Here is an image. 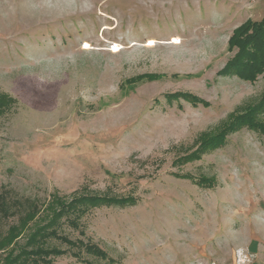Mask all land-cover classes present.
Returning <instances> with one entry per match:
<instances>
[{
  "label": "rangeland",
  "instance_id": "obj_1",
  "mask_svg": "<svg viewBox=\"0 0 264 264\" xmlns=\"http://www.w3.org/2000/svg\"><path fill=\"white\" fill-rule=\"evenodd\" d=\"M263 22L264 0H0V264H264V71L231 65Z\"/></svg>",
  "mask_w": 264,
  "mask_h": 264
},
{
  "label": "trees",
  "instance_id": "obj_2",
  "mask_svg": "<svg viewBox=\"0 0 264 264\" xmlns=\"http://www.w3.org/2000/svg\"><path fill=\"white\" fill-rule=\"evenodd\" d=\"M235 45L238 48V52L232 61L233 64L231 63V65H236V61L240 62V66L235 67L237 75L246 80H254L259 73L264 71V22L260 24V26L252 28V33L245 35V37L242 39L240 37ZM63 212L64 209H60L56 213H53L51 217L49 216L50 219L47 225L38 228L31 238L28 239V243L30 244L36 238H40L42 235H44L46 229L55 225V221L62 217ZM11 240L12 238H9L8 241L11 242ZM5 241L0 239V254L5 253V248L8 245L5 243ZM36 253L44 255L48 254L47 251L41 249L30 251L29 253L24 254L36 255ZM21 256L22 255H19L13 259V257L6 255L3 264H25V259Z\"/></svg>",
  "mask_w": 264,
  "mask_h": 264
}]
</instances>
